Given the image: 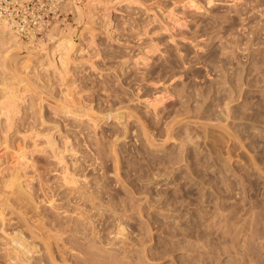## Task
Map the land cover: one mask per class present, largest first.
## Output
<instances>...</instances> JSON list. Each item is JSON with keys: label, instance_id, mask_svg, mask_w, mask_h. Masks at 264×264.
Returning a JSON list of instances; mask_svg holds the SVG:
<instances>
[{"label": "rangeland", "instance_id": "obj_1", "mask_svg": "<svg viewBox=\"0 0 264 264\" xmlns=\"http://www.w3.org/2000/svg\"><path fill=\"white\" fill-rule=\"evenodd\" d=\"M67 9L0 47V218L64 232L44 264H264V0Z\"/></svg>", "mask_w": 264, "mask_h": 264}, {"label": "bare ground", "instance_id": "obj_2", "mask_svg": "<svg viewBox=\"0 0 264 264\" xmlns=\"http://www.w3.org/2000/svg\"><path fill=\"white\" fill-rule=\"evenodd\" d=\"M104 17H106V16H104ZM72 36H69V37L71 38ZM70 38H68L66 35H61L59 38L55 37L56 44L54 46L53 51L56 55H57V51H58L59 47L65 46L68 48L69 46H72L74 44L72 41V38L71 39ZM24 44L26 45L25 48H29V47H31L33 42H30V43L22 42L10 31V29L7 25L4 24V25L0 26V47L5 48L9 45H15L16 47H20L21 45H24ZM61 162H62V159H61ZM13 175H14L13 176L14 178L11 181V183H13L14 185H17L19 187V190H21L23 192V196L26 193V195H28V196L25 195L26 197H29V195L32 197L33 196L32 190H28V186L26 187L25 185L22 184V181H21L22 179H21L19 172H18V174L15 173ZM65 178H67V177H65ZM65 181H66V179H65ZM66 182H69V179ZM71 182L72 181L70 180L69 183H71ZM25 196L22 197L23 200L21 201L22 203L24 201V204L26 201V200H24V198L26 199ZM31 197L27 198V201H28V199H29V201L31 199H33V201H34V198H31ZM27 201H26L25 205H27L29 203V202L27 203ZM70 201L71 202L74 201L73 198L70 199ZM32 205H34V204H31V207H32ZM27 206L30 207L29 205H27ZM33 207L35 208V206H33ZM20 214H22V213H20ZM22 218H23V216H22ZM32 219H31V221L28 219L27 222L24 220L26 222V224L24 226H26V228L30 231V238H28L26 235V232L21 227L17 226V224L14 223L11 219L7 220L5 218H2V219L0 218V237H1L2 244L4 246V248H3L4 254H0V259L7 260L10 262V264H44L46 262L48 256L42 254V251L39 249L37 243L34 242L32 239L41 238L44 241L46 239H49V240L45 241V245L49 246V247L51 246L52 243L59 244V242L61 240H65L63 237L64 232H56V234H54L50 230H48V231L45 230L47 228L45 226V225H47L46 221L42 220V222H41L39 218L37 221H35L36 217L34 218V220H32ZM46 234L48 235V237H46ZM50 256L53 258L52 253Z\"/></svg>", "mask_w": 264, "mask_h": 264}, {"label": "built area", "instance_id": "obj_3", "mask_svg": "<svg viewBox=\"0 0 264 264\" xmlns=\"http://www.w3.org/2000/svg\"><path fill=\"white\" fill-rule=\"evenodd\" d=\"M68 0H0V26L7 25L22 42L44 43L55 39L57 25L71 14Z\"/></svg>", "mask_w": 264, "mask_h": 264}]
</instances>
